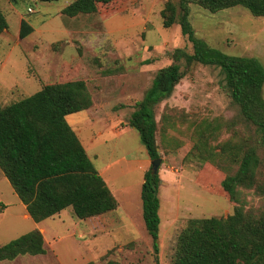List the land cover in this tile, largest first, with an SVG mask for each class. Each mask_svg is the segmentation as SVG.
I'll return each instance as SVG.
<instances>
[{
	"label": "rangeland",
	"instance_id": "1",
	"mask_svg": "<svg viewBox=\"0 0 264 264\" xmlns=\"http://www.w3.org/2000/svg\"><path fill=\"white\" fill-rule=\"evenodd\" d=\"M71 1L0 0L8 23L0 35V108L46 84L84 81L96 122L84 123L83 113L70 114L66 121L80 122L85 137L95 134L97 144L88 154L98 171L109 165L106 178L118 188V205L115 214L86 221L88 230L95 228L91 233L71 208L42 220L45 252L0 264H172L177 236L189 219L232 213L235 203L220 181L236 171L249 147L260 158L256 180L264 183V143L257 142L255 127L228 97L219 68L198 63L187 68L172 94L154 107L158 173L160 183L164 181L158 190L155 251L140 199L143 169L150 168V160L145 161L147 153L135 129L117 134L114 127L127 124L157 70L171 62V51L183 47L191 53V43L178 24L163 26L160 11L176 0H113L92 14L64 16L61 10ZM21 19L33 28L25 38L18 36ZM189 20L195 35L209 46L255 57L264 67V17L240 6L211 13L191 5ZM106 113L113 117L101 120ZM195 148L208 159L191 153ZM239 191L245 210L264 212V197L255 188ZM0 200L6 205L0 214L1 245L32 230L34 222L22 217L23 204L1 171ZM73 229L82 235L70 234Z\"/></svg>",
	"mask_w": 264,
	"mask_h": 264
},
{
	"label": "trees",
	"instance_id": "2",
	"mask_svg": "<svg viewBox=\"0 0 264 264\" xmlns=\"http://www.w3.org/2000/svg\"><path fill=\"white\" fill-rule=\"evenodd\" d=\"M19 0H9L16 4ZM57 1V0H45ZM113 0H72L61 13L67 17L92 14L99 5ZM211 13L236 6L253 16L264 17V0H176L160 11L164 27L178 24L191 43L171 51V62L158 69L142 98L134 104L127 125L139 135L149 160L156 159L158 125L154 107L167 99L193 63L219 68L223 88L238 106L244 120L255 127L257 142L264 143V67L255 57L230 55L198 38L189 20L190 6ZM8 28L0 10V35ZM33 28L20 20L18 36L25 38ZM93 100L82 80L44 85L35 93L0 108V171L35 222L71 208L76 220L103 215L117 208V200L94 167L78 136L65 117L90 108ZM201 156L208 157L193 149ZM260 158L256 148H247L238 168L227 174L220 186L235 203L225 217L192 218L176 239L172 264H264V212L244 209L239 189L255 188L264 197V183L256 180ZM160 177L150 168L143 174L140 189L142 218L153 248L160 224L158 195ZM44 237L34 228L0 245V260L18 255L43 254ZM105 264H118L109 260Z\"/></svg>",
	"mask_w": 264,
	"mask_h": 264
},
{
	"label": "crops",
	"instance_id": "3",
	"mask_svg": "<svg viewBox=\"0 0 264 264\" xmlns=\"http://www.w3.org/2000/svg\"><path fill=\"white\" fill-rule=\"evenodd\" d=\"M92 107V106H91ZM91 107L90 108H88V109H86V110H83V111H80V112H77V113H79V114H81V113H83V116H84V123L85 122H89V121H92V122H96L95 121V118L92 116V113H91ZM104 111L105 112H108V109L106 110V109H104ZM77 113H73V114H77ZM70 115V114H69ZM115 116H117L116 118H118V115L117 114H115ZM67 117H68V115L65 117V119H67ZM108 117H113V116H111V115H109V113H106V114H104L103 115V117L102 118H100L101 120L102 119H107ZM92 118H93V120H92ZM91 122V123H92ZM68 123V122H67ZM90 123V122H89ZM116 124H117V122H115ZM69 124V123H68ZM70 126H71V128L74 130V132L76 133V135L78 136V138H79V140H80V142H81V144H82V146L84 147V149H85V151H86V153H87V155H88V157L91 159V155H89L88 154V151H92L93 149H94V146H96V140H95V142H93L94 141V138H95V134H93V135H90V137L88 138V137H85V135L82 133V130H81V123L80 122H75V123H73V124H69ZM125 126V127H124ZM124 126H121L120 128H118L117 127V125H116V127H114V131H116V133L118 134V132H122V130H124V128H126V129H128V125L127 124H125L124 123ZM131 128V127H130ZM133 129V128H132ZM128 130H130L131 131V129H128ZM125 132H128V131H125ZM97 155H96V153H93L92 154V157H96ZM92 161V160H91ZM147 163L149 162V158H148V156H147V159L145 160ZM92 163H93V161H92ZM143 167H145V166H143ZM108 168H109V165H106V166H104V167H102V169L100 170V171H98L99 172V174L103 177V179H104V181L106 182V184H107V186L109 187V189L111 190V192H112V194L114 195V197L116 198V200H118V196H117V191H118V188L117 187H115L113 184H110V182L108 181V179L106 178V170H108ZM146 170H145V168L143 169V174H144V172H145ZM160 177V176H159ZM161 179V178H160ZM142 180H143V178H142ZM162 183L164 182V181H161ZM142 183V182H141ZM162 183H159V186H160V184H162ZM11 186V185H10ZM12 188V187H11ZM13 190V189H12ZM15 193V192H14ZM16 194V193H15ZM158 195H159V199H160V192H158ZM18 197V196H17ZM20 200V199H19ZM21 202V201H20ZM22 203V202H21ZM23 204V203H22ZM0 205L3 207V209L0 211V214H2L1 212L3 211V210H5V207H6V205L2 202V200H0ZM23 208L25 209V211H23V214H22V217L25 219V220H28V219H32L31 217H30V215L28 214V212H27V210H26V207H25V205L23 204ZM66 210V209H65ZM63 211L62 210V212H66V211ZM113 214H115L114 213V210L113 211H109V212H107V213H105V214H103V215H100V216H104V217H106V216H111V215H113ZM56 215V214H55ZM54 215V216H55ZM58 216H60L61 215V212H59L58 214H57ZM53 216V217H54ZM100 216H97V217H100ZM94 218V217H93ZM89 219H92V218H88V219H86V220H81L82 222V224H84L83 226L84 227H86V229H87V226L89 227V225H88V223L86 222V221H88ZM33 220V219H32ZM45 220V219H44ZM72 220V219H71ZM33 222H34V228H37V229H39L40 231H41V233H42V231H45V229L42 227V225H41V222L42 221H40V222H35L34 220H33ZM87 225V226H86ZM33 228V229H34ZM91 228V227H90ZM88 230V229H87ZM94 230H95V228L93 229V228H91L90 230H88V233H91L92 231L94 232ZM70 234H72V235H74V234H77V235H82V232H79V233H77V231L76 230H72L71 232H70ZM7 243V242H6ZM5 244V243H4ZM2 245V244H1Z\"/></svg>",
	"mask_w": 264,
	"mask_h": 264
},
{
	"label": "water",
	"instance_id": "4",
	"mask_svg": "<svg viewBox=\"0 0 264 264\" xmlns=\"http://www.w3.org/2000/svg\"><path fill=\"white\" fill-rule=\"evenodd\" d=\"M159 156L156 159H153L150 161V170L152 171L153 174H156L158 172V167L161 164V157L159 150H157Z\"/></svg>",
	"mask_w": 264,
	"mask_h": 264
},
{
	"label": "built area",
	"instance_id": "5",
	"mask_svg": "<svg viewBox=\"0 0 264 264\" xmlns=\"http://www.w3.org/2000/svg\"><path fill=\"white\" fill-rule=\"evenodd\" d=\"M28 10H30V9H28ZM0 210H1V207H0Z\"/></svg>",
	"mask_w": 264,
	"mask_h": 264
}]
</instances>
